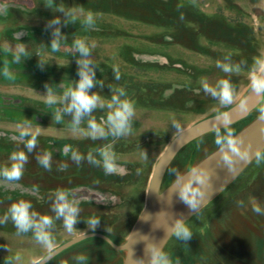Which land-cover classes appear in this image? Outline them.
I'll list each match as a JSON object with an SVG mask.
<instances>
[{"label": "rangeland", "instance_id": "rangeland-1", "mask_svg": "<svg viewBox=\"0 0 264 264\" xmlns=\"http://www.w3.org/2000/svg\"><path fill=\"white\" fill-rule=\"evenodd\" d=\"M61 6L64 11L57 10ZM89 11L94 14L91 25L86 23ZM55 19L60 24L50 26ZM57 28L60 49L53 52ZM78 39L90 49L86 58L74 46ZM82 59L91 61L95 76L89 93L99 95L100 101L76 123L64 111L68 101L63 94L79 81ZM217 62L232 71L224 72ZM262 72L264 0H52L51 7L46 0H0V170L14 163V152L27 156L19 181L0 175V264L9 259L11 264H38L89 233L120 240L119 245L90 237L45 264H125L128 240L150 204L151 180L161 156L182 132L246 99L255 100L250 81ZM220 80L233 86L230 104L203 89V82L216 87ZM49 88L51 105L46 103ZM120 89L122 100L135 102V115L130 133L114 136L107 123L113 110L108 104ZM57 111L59 123L54 119ZM258 117L254 103L244 117L219 131L226 135L231 130L236 136ZM92 119L106 135L93 138L88 127ZM24 132L28 135L22 136ZM33 135L36 145L29 151L26 144ZM215 135L214 130L194 138L177 153L161 191L220 148ZM72 151L83 157L79 163ZM102 151L114 154L115 173L105 174ZM261 152L259 162L255 157L185 221L193 232L191 240L169 239L162 251L172 264H264V215L252 210L253 200L264 210ZM45 153H51L50 170L39 163ZM89 155L101 164L90 162ZM57 190L67 191L79 208L71 233L54 211ZM21 200L31 204L37 218L53 219L50 246L37 242L31 230L18 233L9 209ZM90 217L100 220L94 231L87 223ZM80 247L87 251L80 253Z\"/></svg>", "mask_w": 264, "mask_h": 264}, {"label": "clouds", "instance_id": "clouds-1", "mask_svg": "<svg viewBox=\"0 0 264 264\" xmlns=\"http://www.w3.org/2000/svg\"><path fill=\"white\" fill-rule=\"evenodd\" d=\"M46 6H52V0H46ZM57 10L64 11L61 6ZM94 20L93 12L89 11L86 17V23L91 25ZM60 20L55 19L50 22L51 25H59ZM54 39L51 42V49L53 52L59 51L60 49V32L57 28L53 32ZM76 50L80 53L81 57H88L90 54L89 47L85 44L83 40H76L74 42ZM16 61H19V56H17ZM91 63L88 59H82L78 61L79 71L78 75L80 77L79 81L76 83L75 87H69L64 92V98L67 103V107L64 109L65 112L73 115V120L79 123L82 116L90 114L100 101V97L97 94H90L89 90L94 86V76L95 72L89 67ZM261 61L258 59L257 64L259 65ZM217 67H221L224 72H231L232 67L227 64H221L217 62ZM115 70V69H114ZM116 71V79L120 78V73ZM4 75L9 76L8 69L5 68ZM251 92L255 96V105L259 113L258 119L264 122V72H262L255 79L250 81ZM203 89L205 92H209L213 97H218L222 104H230L233 100V86L228 80H220L216 87H211L206 81L203 82ZM120 95H113L111 102L108 107L113 109L107 115V123L109 125V130L114 136H123L130 133L131 131V119L135 115V102L131 99H121L120 97L124 95V90H119ZM52 90L48 89V97L46 103L51 105L54 103L52 98ZM249 107V99L242 101L238 105V111L246 114ZM54 119L57 123L61 121V115L57 111ZM219 124L223 125L225 128L232 123L230 116L227 113L220 114L216 117ZM88 127L91 130L93 138L97 135H106L105 129L98 123L95 119L88 122ZM177 127H179L177 125ZM216 135L215 144L221 149V158L223 161L229 165L230 171L232 169V159L229 153L239 157L242 160L248 159L247 153H242L240 150V145L243 141L240 138L235 137L233 131H227L226 135H222L219 128L213 125ZM21 135H28L27 132L21 133ZM36 145V136L33 135L28 140L26 147L31 151ZM102 157V167L105 174H113L116 172L117 164L115 162V157L113 153L108 151H102L100 153ZM256 159L262 158V153L257 151L255 153ZM72 159L79 163L83 157L76 151H72ZM89 161L96 164H101V161H95L92 159L91 155L88 157ZM144 159H147V155H144ZM12 160L14 163L10 167H5L0 170V175H2L8 181H19L23 176L24 164L27 161V156L24 152H14L12 154ZM51 153H45L39 158V163L45 168L50 170ZM193 182L201 186L207 183V173L206 172H194L187 180L182 184L174 185L178 189V194L180 200L189 208L192 212H198L202 202L205 198V192L201 188L193 187ZM31 204L21 200L18 203L12 204L9 209L10 217L14 223L15 228L19 232L33 231L35 239L40 244L48 247L51 245L52 236L48 229L53 224V219L48 215H42L37 218L35 212H30ZM252 210L258 215H264V210L261 209L260 205L256 203L255 200L252 201ZM54 211L57 218H63L64 228L69 233L75 231V225L78 223L79 208L69 200V194L65 190H57L56 192V203L54 206ZM89 227L94 231L99 225L100 220L97 217H90L87 221ZM172 235L177 239L183 241H189L192 238L193 232L190 227L181 218H177L173 221L171 226L166 227L165 237ZM133 237V235H132ZM132 240V238H131ZM130 240V241H131ZM162 245L157 246L156 244L149 243L146 246V253L149 255L148 264H172L171 260L162 250ZM131 256V255H130ZM19 258V257H17ZM80 259H84L83 256ZM6 264H11L10 259L6 261ZM133 264H144L142 260H133ZM177 264L179 261L177 260Z\"/></svg>", "mask_w": 264, "mask_h": 264}, {"label": "water", "instance_id": "water-1", "mask_svg": "<svg viewBox=\"0 0 264 264\" xmlns=\"http://www.w3.org/2000/svg\"><path fill=\"white\" fill-rule=\"evenodd\" d=\"M254 103V99L249 100L248 111L254 106ZM225 113L230 116L232 121L231 124L237 122L247 114L239 112L238 106ZM216 117H211V119L200 122L187 131L182 132L180 136H177L172 141L165 154H163L159 159L151 180L149 192L150 204L144 210L130 235L128 240L129 249L126 258L127 261H125V264H133V260H142L144 264H148L149 255L145 251L147 244L153 243L157 246L162 245L161 250H163L169 239L172 237V235L165 237L166 227L171 226L173 221L177 218H181L186 221L196 213L190 211L189 208L180 200L178 189L174 187V185L187 182L188 178L194 172H206V185L201 186L193 182L194 188L199 187L205 192V198L199 208L200 210L205 204L214 199L223 189H225L246 168V166L256 157L255 153L257 151L261 152L264 149V122L257 118L235 136L243 141L240 145V150L242 153L248 154V159L242 160L229 153L233 162L231 167L234 171H230L229 165H227L221 158V149L219 148L214 153L212 152L210 156L205 158L198 165L193 167L190 171L181 176L167 189L161 191V185L165 172L177 153L185 145L193 141L194 138L196 139L206 133L214 131L215 129L213 125H216L219 129L224 127L219 124ZM90 237L104 238L108 240L109 243L111 242L117 247V245L112 240H109L107 236L101 233H89L75 238L65 245L55 249L53 252L44 257L38 264L47 263V261L66 248Z\"/></svg>", "mask_w": 264, "mask_h": 264}, {"label": "flooded vegetation", "instance_id": "flooded-vegetation-1", "mask_svg": "<svg viewBox=\"0 0 264 264\" xmlns=\"http://www.w3.org/2000/svg\"><path fill=\"white\" fill-rule=\"evenodd\" d=\"M102 234V233H101ZM104 235V234H103ZM106 236V235H105ZM97 238H101V237H97ZM109 238V237H108ZM101 239H103L104 241H106V242H108L109 243V241L108 240H106V239H104V238H101ZM109 240H112L117 246L119 245L118 243H119V241H116V240H113V239H109ZM78 243V242H77ZM110 244L113 246V247H116V246H114L111 242H110ZM67 249V248H66ZM78 249V248H77ZM79 250V249H78ZM64 251V250H63ZM85 251H87V250H85V249H82V247H80V253H84ZM61 253V252H60ZM80 255V254H79ZM78 255V256H79Z\"/></svg>", "mask_w": 264, "mask_h": 264}, {"label": "trees", "instance_id": "trees-1", "mask_svg": "<svg viewBox=\"0 0 264 264\" xmlns=\"http://www.w3.org/2000/svg\"><path fill=\"white\" fill-rule=\"evenodd\" d=\"M261 153H262V152H261ZM222 205H223V204L219 205V206L216 208V210H217V209H219V208H221V207H222Z\"/></svg>", "mask_w": 264, "mask_h": 264}]
</instances>
